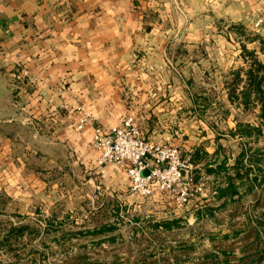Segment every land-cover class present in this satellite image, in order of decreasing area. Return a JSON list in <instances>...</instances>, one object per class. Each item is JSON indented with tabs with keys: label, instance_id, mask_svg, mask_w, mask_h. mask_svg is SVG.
Masks as SVG:
<instances>
[{
	"label": "crops",
	"instance_id": "0c3cea01",
	"mask_svg": "<svg viewBox=\"0 0 264 264\" xmlns=\"http://www.w3.org/2000/svg\"><path fill=\"white\" fill-rule=\"evenodd\" d=\"M254 63L264 72V0H0V240L12 225L38 230L12 251L1 247L0 261L15 264L32 247L44 264L61 262L77 251L62 232L92 229L94 217L116 206L129 214L133 204L170 206L165 217H132L137 249L184 240L175 233L185 218L174 216L169 194L138 197L122 166L97 164L93 131L132 116L145 139L176 144L188 158L198 152L193 165L205 176L222 150L234 158L239 141H254L237 124L255 112L254 94L250 107L242 96ZM241 191L237 202L211 205L214 217L192 210V236L207 219L226 225L234 210L243 221L255 198ZM158 221L167 230L154 228Z\"/></svg>",
	"mask_w": 264,
	"mask_h": 264
},
{
	"label": "trees",
	"instance_id": "16d2710c",
	"mask_svg": "<svg viewBox=\"0 0 264 264\" xmlns=\"http://www.w3.org/2000/svg\"><path fill=\"white\" fill-rule=\"evenodd\" d=\"M246 74L248 85L242 91L244 105L246 106L248 103L249 107L251 106L252 102L247 100L253 93L256 100L253 105H259L260 115L264 120V72L262 66L254 63L247 69ZM238 76L239 72L235 73L232 90H235ZM237 124L241 136L260 135V131L248 122L239 121ZM238 146L239 151L235 154L232 163L228 162L227 150H222V158L215 160L213 164L207 163L205 169L211 178L216 200L222 201L221 206L237 202L241 198L242 191L240 189L245 187L243 192L254 194V207L257 210L255 213L249 210L242 212L245 217L243 221L234 218L237 211L234 210L228 231L223 234L216 232L218 236L209 235L208 239L212 249L199 260L192 263L188 260L189 254L196 249L189 243V238L178 241L176 246H163L161 243L158 248H150L147 244L145 248L137 249V246L141 245V239L135 236L136 227L131 228L133 236H131V241L125 244L126 248L128 247L127 254L116 252V247L125 242L116 226L117 219L120 217L119 208L116 206L111 209L112 214L109 216L94 217L96 225L92 229L62 232L64 238L77 239V251L71 256H66L61 262L47 264H264V152L258 148L253 149L241 141L238 142ZM198 160H200L198 152L190 157V161L194 165L198 163ZM193 174L194 180L197 181L200 178L199 170L194 169ZM255 186L259 188L255 189ZM204 207V215L210 218L214 217L215 208L207 204ZM234 208L237 209V206ZM106 218H112L115 221L102 222ZM57 221L58 224L61 223L60 220ZM53 222V219L49 221L50 225ZM174 222L177 223V221ZM153 226L167 230L169 224L165 221H158ZM37 232V229L25 224L12 225L0 240V248L6 247L7 250L12 251V245L17 243L24 233L34 235ZM153 235L160 241L159 234ZM104 243H107L106 246ZM234 244L239 245L237 247L240 250L239 256L233 254ZM108 247H114L112 249H115L113 250L115 252L110 255H100L106 252ZM94 251L99 254H94ZM31 253H33L30 254L32 260L26 264H44L42 253L37 248H32ZM0 264L9 263L0 261Z\"/></svg>",
	"mask_w": 264,
	"mask_h": 264
},
{
	"label": "built area",
	"instance_id": "2783aa9c",
	"mask_svg": "<svg viewBox=\"0 0 264 264\" xmlns=\"http://www.w3.org/2000/svg\"><path fill=\"white\" fill-rule=\"evenodd\" d=\"M87 119L84 113L78 120V128ZM91 143L98 153L97 164L122 166L130 182V191L141 197L160 191L173 194L176 205L183 206L204 191L202 177L194 180L195 166L182 154L180 147L145 139L132 116L108 129L96 127Z\"/></svg>",
	"mask_w": 264,
	"mask_h": 264
},
{
	"label": "rangeland",
	"instance_id": "374dc122",
	"mask_svg": "<svg viewBox=\"0 0 264 264\" xmlns=\"http://www.w3.org/2000/svg\"><path fill=\"white\" fill-rule=\"evenodd\" d=\"M254 109H255L254 115L251 117V119L248 121V123L250 125H252L254 128H256L257 130H259L260 135H261V134H264V123H263L264 121H261L260 119H258V116H260V108H257V105H255ZM260 135L259 136L255 135V137H257V139H259ZM255 137H254V141L250 142L251 145H248V146H251V148H253L252 146H256L258 148V150L264 152L263 142H260V145H261V143L263 144L260 147V145H258L257 139H255ZM262 138H264V137H262ZM261 140L264 141V139H261ZM227 155H228V162L232 163L234 153L232 154L231 152H227ZM188 159L190 160V158H188ZM207 175H205V176L200 175V177H202L200 180L202 181V183H203L202 185L204 186V191L201 192L202 195L197 196L196 198L191 200L188 204H185L183 206H177L176 201L174 200L173 194H169L170 197H167L170 200V202L172 203L171 206H173V208L171 210L174 211V216L177 218L178 217L185 218L184 220L181 219V221H183L182 225H187V226H183L178 231V234L175 233L176 237L178 236V239H180L182 237L184 239L185 238L187 239L190 237L189 243L192 246H195V248H196V249H194L195 250L194 252H191L189 254L190 256H189L188 260L191 263L195 262L196 260H199L207 252L211 251L212 248H211L208 236L209 235L210 236L211 235L218 236L216 232H220L221 234L226 233L228 231V225L230 224V223H227L225 225V223H219L220 226H216V225L212 224L213 220L211 221L210 219H207L208 221H206V222L204 221L205 224H203V225L199 224L196 226L195 232H198L196 234V236H192V234H191V229L193 228L192 226L194 225L193 217L194 216L196 217L195 213H193L192 210H195V212H196V210H198L200 208H202V210H204L205 209L204 206L206 204L207 205H213L215 207L216 202H217L216 193L213 190L211 178H210V176H207ZM252 175H254V174H252ZM243 188H245V187H243ZM243 188H241V189L244 190ZM254 188L258 189L259 187L255 186ZM133 194H135V193H133ZM135 195L138 197H141L138 194H135ZM135 198H137V197H135ZM254 204H255V201L253 200V201H251L249 207L245 205L243 207V209L246 210V208H247V210L255 213L257 209L254 207ZM169 207H170L169 205H162V206H155V208L154 207H147V208L139 207V209H138L137 207L134 206V204L131 205V207H128L127 209H128L129 214L122 213L121 216L117 219L118 221H117L116 226L120 229V232L127 237L126 238L127 240H125V242H122L120 246L118 245V247H116V252H118V253L124 252L127 254L128 247L126 248L125 244L128 243L129 241H131V238H128V235H130V231L132 234L133 229L131 230V228L137 227V224L140 223V222H137L136 220H133V218H132L133 216L136 215L137 217H140L142 220L150 219L151 215H153V216L156 215L158 217H165L166 212L169 211ZM170 215H172V217H173V212L168 214L167 216H170ZM175 217H173V218H175ZM204 217H205V215H204ZM10 219H11V217H10ZM11 221L17 223L18 219L16 217H12ZM119 222H121V225H122L121 227H120ZM125 225H126V229L122 230ZM200 226H201V228H200ZM229 242H231V241H229ZM161 243H163V246L170 245V244H172V240H170V242H169V240H166V241L161 242ZM106 244L107 243H104V245H106ZM154 244L157 246L155 248H158L161 246L159 243H154ZM174 244L176 246V242ZM234 245L235 246L233 247L234 248L233 254H235L236 256H239L240 250H239V248H237L239 245L238 244H234ZM112 248H114V247H112ZM112 248L108 247L106 252L101 253L100 255L113 254V252H115L113 250H115V249H112ZM133 248H135L134 250H136V247L134 245H133ZM25 249L29 252L28 254H33V253H31L32 247L31 248H25ZM28 254H22L21 260L16 262L15 264H26V261L29 260V259H26L28 257ZM94 254L98 255L99 253L97 251H94Z\"/></svg>",
	"mask_w": 264,
	"mask_h": 264
},
{
	"label": "water",
	"instance_id": "95a60500",
	"mask_svg": "<svg viewBox=\"0 0 264 264\" xmlns=\"http://www.w3.org/2000/svg\"><path fill=\"white\" fill-rule=\"evenodd\" d=\"M146 173V172H145Z\"/></svg>",
	"mask_w": 264,
	"mask_h": 264
}]
</instances>
